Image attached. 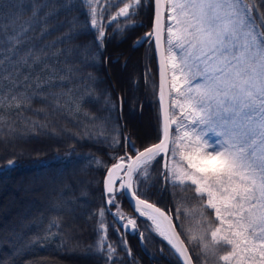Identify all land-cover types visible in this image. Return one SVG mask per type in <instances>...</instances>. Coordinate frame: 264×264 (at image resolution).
<instances>
[{"label": "trees", "instance_id": "1", "mask_svg": "<svg viewBox=\"0 0 264 264\" xmlns=\"http://www.w3.org/2000/svg\"><path fill=\"white\" fill-rule=\"evenodd\" d=\"M246 1L264 31V2ZM65 3L0 0V94L5 97L0 109V264H180L151 221L136 214L124 195L117 197L119 208L135 218L144 242L136 232L125 235L117 224L129 257L105 209L102 220L118 258L109 261L94 254L105 234L97 232L98 213L105 207L107 169L117 162L111 157L137 152L125 137L136 150L162 137L153 42L135 45L152 30L153 3L148 0L131 20L106 26L102 50L91 30L65 38L74 18H79L77 31L89 19L80 0H73L70 11ZM124 3L109 6L97 20L106 25ZM108 4L96 0L92 7L100 13ZM126 24L131 26L124 32L115 31ZM17 94L31 99L16 107L21 102L10 96ZM31 122L47 127L30 130ZM114 139L119 146L110 147ZM10 160L15 163L9 168ZM165 180L162 158L157 157L141 166L139 178L134 175V189L139 181L137 194L170 213L195 264H225L219 257L229 249L214 246L211 237L218 222L214 211L203 206L206 201L194 188L166 187ZM53 221L59 227L49 233ZM37 234L50 238L43 246L29 244Z\"/></svg>", "mask_w": 264, "mask_h": 264}, {"label": "snow or ice", "instance_id": "2", "mask_svg": "<svg viewBox=\"0 0 264 264\" xmlns=\"http://www.w3.org/2000/svg\"><path fill=\"white\" fill-rule=\"evenodd\" d=\"M147 2L148 0H132L129 4L124 3V0H116V4L124 3V6L105 25L97 20V15L103 16L109 6L116 4L109 0V4L97 13L92 7L96 0H80L81 5H87L84 14L89 19L85 21V28L77 31L76 22L79 18H74L73 27L65 38L71 40L86 34V30H91L96 33V46L102 50L103 40L107 38L105 27H111L120 19L131 20ZM151 2L155 10L153 32L145 33L144 37L135 41V45H142L145 40H151L155 36L159 50L162 0ZM166 3L169 22L166 51L169 56L165 57L164 52H160L161 99L164 69L176 59L171 55L175 48L180 54V63H171L172 87L191 110L187 123L183 125L187 130L183 132V136L172 140L173 144L178 145V149H172L173 155L179 151L181 163L171 169L164 168L165 186L170 184L194 188L196 195L206 201L203 206L214 211L219 223L211 231V236L214 246L230 249L219 257L225 264H231L233 260L236 264H264V31H260L256 25L252 8L246 0H166ZM74 6L73 0H66L63 5L69 11ZM130 26L126 24L115 31L122 33ZM95 56L93 54L92 58L95 59ZM114 62L119 61L117 59ZM177 71L184 74L183 89L176 87ZM10 99L19 100L21 103L16 107H21L31 98L25 94H17L11 95ZM4 103L5 97L0 94V109ZM174 104L181 109L184 107L179 101H174ZM2 119L0 116V121ZM35 127L46 129L47 126L31 122L30 130ZM175 131L179 132L180 129ZM209 132L215 134V141L208 139ZM163 135L164 138L158 144L144 148L143 151L136 150L135 144L125 137L126 144L138 151L133 163H125L132 159L127 153L111 157L117 162L107 169L104 181L107 199L105 207L98 213L100 223L97 232L105 234L99 236L94 254L102 255L109 261L118 258L115 256V247L108 241L106 225L102 220L105 209L113 216V231L120 238V247L129 257L131 250L116 225L125 230V235L136 232L141 243L144 242L143 234L132 226L134 221L124 223L117 197L125 194L130 197L133 211L140 216L148 215L147 212L140 211L141 206L153 209L163 216L160 209L137 195L141 191L139 181L133 190V175L140 177L141 165L167 155V122ZM109 146L117 147L119 141L114 139ZM14 163L15 161L10 160L6 167L10 168ZM120 172L123 175H117ZM116 184H119V188L114 187ZM112 208H117L118 211L112 212ZM149 218L180 264H191L188 249L183 246L178 234L173 233L176 238L174 242L165 231L160 230L155 216ZM165 219H169L171 226L170 218ZM53 227L58 228L59 225L53 221L47 231L50 233ZM49 238L47 235L37 234L28 243L43 246L42 241ZM203 248L208 250V245H203Z\"/></svg>", "mask_w": 264, "mask_h": 264}, {"label": "water", "instance_id": "3", "mask_svg": "<svg viewBox=\"0 0 264 264\" xmlns=\"http://www.w3.org/2000/svg\"><path fill=\"white\" fill-rule=\"evenodd\" d=\"M153 8H154V4H153ZM160 13H161V15H160V25H161L162 31L160 32V45H161V47H160L159 50L157 49V45H156V37L152 36L151 40H153V45H154L155 63H156L157 78H158L159 104H160V115H161V123H162V137H161V139L164 138L163 129H164L165 123L167 122L168 125H169V137L167 138L166 142L168 144V152H169L170 137H171V121H170V80H169L168 66L165 67V69H164L163 99H161V74H160L161 73V65H160L161 56H160V52L163 51L164 55L166 57L165 43H164L166 6H165V3H164V0H162V3L160 5ZM154 19H155V10H154V14H153V25H154ZM151 32H153V27H152V30L147 32V33H151ZM160 140L158 142L152 143V144H150V145H148V146H146L144 148H147V147H149L151 145H154V144H158L160 142ZM144 148H142V149H140L138 151H143ZM138 151L135 152L131 156V158H132L131 160L125 161V163L126 164L127 163H133L134 160H135V157L138 154ZM167 158H168V153H167L166 156H164L162 158L163 168L167 167ZM117 175H123V172H120ZM106 176H107V173L105 175V178H106ZM105 178H104V181H105ZM133 178H134V175H133ZM116 186H117V184L114 185L115 188H116ZM103 189H104V193H105V184H103ZM133 190H135L134 186H133ZM124 196L127 199L128 203L130 204V206H131V208L133 210L131 198L128 197L126 194ZM106 199H107V196H106ZM140 199L141 200H147L149 204L154 205L155 208L160 209V212L163 213V216H161L160 213L155 212L153 209H147V208H144L143 206L140 207V211H144V212L145 211H149L152 214H155V215L159 216L163 220L164 226L167 229V232L170 235V238H172L174 240V242H176V238H175V236H173V233L178 234L179 240H182L183 241V246L188 249V246H187L186 242L184 241V239L181 237V235H180V233H179V231H178V229H177V227H176V225L174 223V220H173L172 216L170 215V213L168 211H166L163 207L159 206L158 204H156V203H154V202H152V201H150L148 199H145V198H143L141 196H140ZM134 212L139 215L138 212H136V211H134ZM142 217H145V218L147 217L148 218V216H142ZM165 217L170 218L171 226L169 225V219H165ZM129 221L130 220H125L124 219V223L125 224H128ZM132 226L136 228V224L135 223ZM131 233H135V232H131ZM139 238H140V236H139ZM140 240H141V238H140ZM188 255L191 257V264H195L191 254H190L189 249H188Z\"/></svg>", "mask_w": 264, "mask_h": 264}, {"label": "rangeland", "instance_id": "4", "mask_svg": "<svg viewBox=\"0 0 264 264\" xmlns=\"http://www.w3.org/2000/svg\"><path fill=\"white\" fill-rule=\"evenodd\" d=\"M164 3H165V6H166V11H167V16H168L166 0H164ZM246 3H248V2L246 1ZM248 5L251 7V5L249 3H248ZM252 15H253V13H252ZM167 16H166V24H165V27H166L165 28V50L167 49V27L169 26V22L167 20ZM253 18L255 19L256 25L259 27V30L262 31L261 26H260L259 22L257 21V19L255 18L254 15H253ZM171 55L174 56L176 59L174 61H171V62L168 63V72H169V80H170V111H171L170 112V119H171L170 152H169V157H168V160H167V168H169V169L173 168L176 164L181 163L180 157H179V151H177V153L175 155H173L172 149L173 148H177L178 149V145L173 144L172 140L175 137H177V136H183V132L187 130V129H185L183 127V125L187 123L188 113L191 110L188 107L187 104H184L183 97L178 96L176 94V92L173 90V87H172V85H173V71L171 69V63L179 64L180 63V59H179L180 54H179L178 50L174 48L172 53H171ZM168 56H169V53L166 51V57H168ZM183 75L184 74L179 72V71H177L175 73V76L177 77V79L175 80L176 87H179L181 89H183V86H184ZM174 101H179L180 104H184L183 109H181L179 106L174 104ZM172 121H177V123L173 124ZM176 129H180V131L177 132V131H175ZM208 139L211 140V141H215L217 139V137L215 136V134L209 132L208 133ZM182 166H184V165H182ZM119 212H120L121 215H123V216L125 215L127 220H131V221L137 222L134 217L129 215V213L123 214L124 212H123V210L121 208H119ZM218 223L219 222H217L216 226L218 225ZM152 224H153V222H152ZM215 227L212 230H214ZM153 228H154V230L156 229V226L154 224H153ZM219 235L220 234H218V236ZM169 237H170V235H169ZM229 251H230V249H229ZM231 264H236V261L233 260L231 262ZM249 264H251V262H249Z\"/></svg>", "mask_w": 264, "mask_h": 264}, {"label": "bare ground", "instance_id": "5", "mask_svg": "<svg viewBox=\"0 0 264 264\" xmlns=\"http://www.w3.org/2000/svg\"><path fill=\"white\" fill-rule=\"evenodd\" d=\"M7 206L9 205V204H6ZM147 213H148V217H151V216H155L156 217V224H158L159 225V228H160V230H163V231H165L166 233H168L167 232V230H166V228H165V226H164V223H163V220L159 217V216H157V215H155V214H152L151 212H149V211H146ZM153 222V221H152ZM155 225V224H154ZM156 226V225H155Z\"/></svg>", "mask_w": 264, "mask_h": 264}, {"label": "flooded vegetation", "instance_id": "6", "mask_svg": "<svg viewBox=\"0 0 264 264\" xmlns=\"http://www.w3.org/2000/svg\"><path fill=\"white\" fill-rule=\"evenodd\" d=\"M150 42V41H149Z\"/></svg>", "mask_w": 264, "mask_h": 264}]
</instances>
